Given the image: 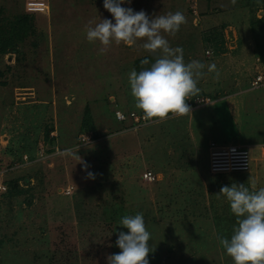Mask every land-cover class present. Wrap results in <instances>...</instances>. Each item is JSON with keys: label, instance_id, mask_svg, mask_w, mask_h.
Masks as SVG:
<instances>
[{"label": "rangeland", "instance_id": "rangeland-1", "mask_svg": "<svg viewBox=\"0 0 264 264\" xmlns=\"http://www.w3.org/2000/svg\"><path fill=\"white\" fill-rule=\"evenodd\" d=\"M103 2L0 0V181L6 187L0 193V264H107L120 251L118 233L128 231L119 221L136 213L151 234L149 264H233L217 237L230 239L236 217L217 194L232 184L264 187V159L256 154L248 173L213 176L210 143L234 144L246 134L238 105L229 104V112L217 103L251 90L254 77L264 76V0H126L122 7L150 18L185 15L187 22L166 39L183 48L185 63L205 64L194 97L212 100L196 112L136 129L129 120L117 122L113 112L143 113L128 76L150 66L141 65L145 58L151 64L157 57L142 41L113 44L104 54L99 43L87 41L89 21L113 19ZM227 26L237 35L235 49L223 45L220 55L206 59L203 34ZM210 64L218 78L208 73ZM49 127L55 143L46 137ZM88 131L103 135L92 141ZM81 134L91 144L80 146ZM77 145L82 163L60 155ZM145 171L157 180L144 181ZM13 180L22 195H6Z\"/></svg>", "mask_w": 264, "mask_h": 264}, {"label": "clouds", "instance_id": "clouds-1", "mask_svg": "<svg viewBox=\"0 0 264 264\" xmlns=\"http://www.w3.org/2000/svg\"><path fill=\"white\" fill-rule=\"evenodd\" d=\"M126 0H104V9L112 20L89 21L86 39L89 43H99L100 54H104L113 44L132 47L142 41V48L156 56L150 64L141 61L142 70L130 71L128 82L135 107L144 113L146 120L164 121L169 114L181 117L191 113L186 103L190 97L199 94L197 84L204 76L205 64L198 60L185 63L184 50L171 47L167 36H175L186 17L180 12H169L150 18L144 11L122 7ZM114 20V23H113ZM208 73L219 71L215 64L207 66ZM87 141V137L85 136ZM78 147L65 149L61 156L75 158ZM92 177V174H88ZM224 196L230 212L236 217V226L230 239L218 236L219 244L233 264H264V187L250 190L245 184L223 186L217 196ZM119 226L127 229V234L119 232L116 246L118 254L106 258L107 264H149L147 259L152 251L149 245L151 234L147 230L142 213L125 215Z\"/></svg>", "mask_w": 264, "mask_h": 264}, {"label": "built area", "instance_id": "built-area-1", "mask_svg": "<svg viewBox=\"0 0 264 264\" xmlns=\"http://www.w3.org/2000/svg\"><path fill=\"white\" fill-rule=\"evenodd\" d=\"M196 1L197 0H194V3ZM192 14L197 15L195 9H193ZM197 23H199V21ZM222 29L217 30L216 33L217 32L221 33L224 46L227 49H235L236 42L238 40L237 35L236 36L234 35L233 31H231V27L229 26H227V28H225L224 30ZM211 34H213V32L207 35L206 43L204 44L205 46L204 55L207 59H212L213 57H215V51L220 52L216 47L214 41H212V39L210 38ZM263 84H264V77L262 75H257L252 80L251 87L253 89H256L258 87H261ZM186 103L190 107V110H193L197 106L209 104L210 101L208 98L197 96V97H190V99L187 100ZM169 116H173V115L169 114ZM114 117L116 121L119 123H124L129 120L134 125V129H136L139 126L148 124L150 122L157 121V120H146L144 113H137L134 111H130L126 115L122 111L116 110L114 111ZM51 136L54 137L55 135L51 134ZM85 136L87 137V141L85 139ZM89 140H90V136L88 134H81L78 136V142L80 146H84L83 144H91ZM251 161L252 160H251L250 152L246 148L237 145L218 147L215 144H212L209 153V172L210 174L213 175H217V174L225 175L231 173L248 172L251 168ZM4 174H5L4 171H0V180L1 178H3ZM142 177L144 181H147L149 183H152L157 179L156 175H154V173L151 171H145ZM5 191H6V187L0 181V193H3ZM65 194L70 195L71 189L66 188Z\"/></svg>", "mask_w": 264, "mask_h": 264}, {"label": "crops", "instance_id": "crops-1", "mask_svg": "<svg viewBox=\"0 0 264 264\" xmlns=\"http://www.w3.org/2000/svg\"><path fill=\"white\" fill-rule=\"evenodd\" d=\"M202 37H203L202 43L204 45L206 43L207 36L204 33ZM223 49L220 50L219 55L221 54ZM209 101L210 103L212 102L211 99H209ZM217 104H225L229 112L231 111L230 105H234V104L238 105L237 120H240L242 118L241 121L245 122L246 128L244 130H247L245 131L246 133L245 136L239 135L237 139L234 138V141H235L234 144H229V145H237V146L248 149L251 155L252 164H253L254 157L256 156V154H259L260 157L264 159V84L261 87H258L256 89L252 88L251 90L245 89L241 91L239 95L238 94L234 95V98H232L231 101L229 102L228 100H225V102L217 103ZM198 109L199 107H196L193 110H191V112H196V110ZM116 110H120V109H116ZM249 115H251V117ZM212 144L214 143L211 142L210 147ZM225 146H228V145H225ZM218 147H222V146H218ZM248 172H244V173H248ZM213 176L221 177L222 175L217 174Z\"/></svg>", "mask_w": 264, "mask_h": 264}, {"label": "trees", "instance_id": "trees-1", "mask_svg": "<svg viewBox=\"0 0 264 264\" xmlns=\"http://www.w3.org/2000/svg\"><path fill=\"white\" fill-rule=\"evenodd\" d=\"M25 21L24 18H21V19H18L17 22H16V26L20 27L21 24ZM212 41H214L216 47L218 48V50H222L223 48V45H224V42H223V39H222V35L221 33L219 32H213V34L210 35ZM113 117H114V114H113ZM115 118V117H114ZM116 120V119H115ZM50 129L48 130V132L46 133V137L48 138L49 141H52V143H55V138H57V133L55 131H53V129H51L52 127H49ZM86 133H90L91 135V138L92 140H98L103 134H98V132L96 131H88ZM51 134L55 135L54 137L51 136ZM79 136V135H78ZM78 139V137H77ZM78 146V145H77ZM54 148V147H53ZM53 153H54V150H52ZM52 153V154H53ZM29 160H32L34 157L32 155H29ZM22 160V159H21ZM34 160V159H33ZM32 160V161H33ZM11 186V187H10ZM31 187V186H30ZM24 193V190L21 189L18 185V180H13L9 183V189H8V192L6 193V195H9L11 197H15V196H20Z\"/></svg>", "mask_w": 264, "mask_h": 264}]
</instances>
